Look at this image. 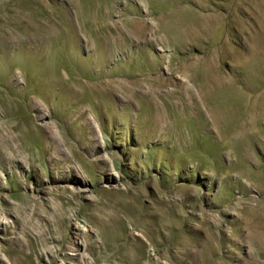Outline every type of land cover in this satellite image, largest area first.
Listing matches in <instances>:
<instances>
[{
    "label": "rangeland",
    "instance_id": "1",
    "mask_svg": "<svg viewBox=\"0 0 264 264\" xmlns=\"http://www.w3.org/2000/svg\"><path fill=\"white\" fill-rule=\"evenodd\" d=\"M264 0H0V264H264Z\"/></svg>",
    "mask_w": 264,
    "mask_h": 264
},
{
    "label": "crops",
    "instance_id": "2",
    "mask_svg": "<svg viewBox=\"0 0 264 264\" xmlns=\"http://www.w3.org/2000/svg\"><path fill=\"white\" fill-rule=\"evenodd\" d=\"M253 88L259 90L260 92H264V82H256L252 84Z\"/></svg>",
    "mask_w": 264,
    "mask_h": 264
}]
</instances>
